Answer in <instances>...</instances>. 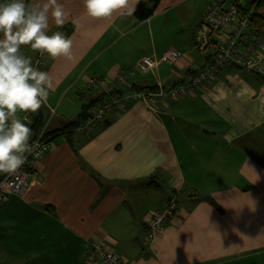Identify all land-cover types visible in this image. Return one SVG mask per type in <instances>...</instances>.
<instances>
[{
	"label": "crops",
	"instance_id": "crops-1",
	"mask_svg": "<svg viewBox=\"0 0 264 264\" xmlns=\"http://www.w3.org/2000/svg\"><path fill=\"white\" fill-rule=\"evenodd\" d=\"M216 1L161 0L150 19L137 21L93 19L83 0H59L70 14L60 28L50 20L49 34L72 37L75 60L48 56L41 70L56 84L70 76L91 99L184 80L213 59L200 22ZM179 10L191 14V34L180 46L165 44L167 21ZM24 48L34 63L38 52ZM112 48L116 59L100 61ZM168 50L182 57L139 72L142 58ZM92 61L100 63L91 70ZM129 73L128 87L120 86L118 76ZM93 78L98 85L86 93ZM50 108L57 114L49 104L41 110ZM63 136L37 161L25 196L0 204V264H99L88 254L92 242L128 264H264V61L254 70L226 66L179 100L132 101L89 137ZM172 198L174 218L146 245L148 216Z\"/></svg>",
	"mask_w": 264,
	"mask_h": 264
},
{
	"label": "built area",
	"instance_id": "built-area-1",
	"mask_svg": "<svg viewBox=\"0 0 264 264\" xmlns=\"http://www.w3.org/2000/svg\"><path fill=\"white\" fill-rule=\"evenodd\" d=\"M264 0H217L214 6L205 13L200 22V30L205 35V44H211L212 40L218 42L217 50L213 54L210 63L195 74L176 83L159 82L156 87L149 90L135 91L121 96H110L100 102L91 111V118L84 125L76 128V133L81 137H89L93 130L101 125L106 116L113 112H122L132 101H142L149 106L154 102L179 100L187 97L205 84L211 77L220 73L226 66L242 67L250 70L256 69L264 61V29L258 31L252 25L256 14L264 13L260 9L264 6ZM47 54L40 55L36 66L42 68ZM182 57L181 52L168 50L159 58L152 56L142 58L137 68L140 73L147 74L155 71L163 62L173 63ZM134 73L119 75L120 86L128 87L129 78ZM98 85V80H89L85 92ZM52 109L55 111L53 112ZM49 121L56 116V109L50 108ZM20 118L29 124L32 114L23 113ZM45 130L38 134L31 144L38 147L31 154H26L27 159L15 175H6L0 182V204L9 195L24 196L29 189V176L34 170L39 159L48 154L54 147V140L45 138ZM178 210V202L170 199L162 210L152 212L147 219L145 231V244L153 245L159 239L170 220ZM88 254L93 261L99 264H128L118 254L103 247L97 242L87 245Z\"/></svg>",
	"mask_w": 264,
	"mask_h": 264
},
{
	"label": "clouds",
	"instance_id": "clouds-1",
	"mask_svg": "<svg viewBox=\"0 0 264 264\" xmlns=\"http://www.w3.org/2000/svg\"><path fill=\"white\" fill-rule=\"evenodd\" d=\"M137 2L83 0V7L90 18L111 19L131 16ZM69 14L59 0H0V174L15 175L26 154L38 147L29 143L31 129L18 113L37 112L56 88L54 77L34 65L21 49L30 47L53 60L74 61L72 37L61 31L49 34L50 20L60 28ZM72 23L80 27L76 18Z\"/></svg>",
	"mask_w": 264,
	"mask_h": 264
},
{
	"label": "trees",
	"instance_id": "trees-1",
	"mask_svg": "<svg viewBox=\"0 0 264 264\" xmlns=\"http://www.w3.org/2000/svg\"><path fill=\"white\" fill-rule=\"evenodd\" d=\"M160 1L161 0H140L137 3V5L135 6V11L133 12L134 17L137 19V21H145V20L150 19L154 15V13L156 12ZM262 3L264 4V1ZM251 21H252L251 25L256 30L260 31V30L264 29V18H263V16H261V14H256L254 16L253 20H251ZM211 44H213L215 51H216L218 42L215 40H212ZM23 51H26V48H23ZM25 54H26V52H25ZM40 55L41 54L38 52V54L34 60V65L38 61ZM195 73H193V74H195ZM94 88L95 87L86 91V93H88L89 91H91ZM144 90H149V89H144ZM140 91H142V90H140ZM86 93L84 92V94H86ZM82 94L83 93H81V95ZM121 95H123V93H121V94L119 92L114 93V94L110 93L109 97L110 96L117 97V96H121ZM109 97L99 96L97 98H93V99L89 100L87 104H84L82 106L81 113L79 114V116L76 119L61 120L59 122L58 128H52L51 127L53 119H51L49 121V115H47V113H45L43 110H41V108L37 112L31 113L32 114V120L29 124H27L30 127L31 132H32V136H31L29 143L31 144L33 139L38 134H40L43 130H45V134H44L45 138L51 137V139L54 140L59 135H66L67 139H71V136L75 134L76 128L84 125V123H86L90 120L91 111L96 107V105L99 104L100 102L106 100ZM22 114L23 113H20L19 116H21ZM106 120H107V116H106V118L102 124H104L106 122ZM6 175L7 174H0V182L3 180V178ZM152 185L155 187L154 189H156L157 191H160L162 189L161 185L158 182H156L154 179H151L149 181V187H151Z\"/></svg>",
	"mask_w": 264,
	"mask_h": 264
},
{
	"label": "rangeland",
	"instance_id": "rangeland-1",
	"mask_svg": "<svg viewBox=\"0 0 264 264\" xmlns=\"http://www.w3.org/2000/svg\"><path fill=\"white\" fill-rule=\"evenodd\" d=\"M188 8L191 10L190 6ZM192 12L193 11L191 10V14H192ZM169 14L170 13H168L167 15H169ZM191 14L188 13V14L183 15L180 12V10H179V14L177 12H174L172 14L171 20H168L167 25H166L165 44L179 43V46H180L181 44L185 43V39L187 37H189L191 34L190 27L193 23L192 19H191ZM166 20L167 19H165V21ZM139 24H140L139 26L143 25V23L142 24L139 23ZM144 28H147V25ZM195 28H196V26H195ZM157 40H158V38H157ZM178 40H179V42H178ZM113 49L114 48H112L110 50L107 49V50L103 51V53H102L103 55L100 54L102 56L100 61L102 59L108 57L112 53H113V56L115 58L116 49L115 50H113ZM100 61L96 62L93 66H92V64L94 63V61H92L88 68L91 70L94 69L100 63ZM67 76L68 75H66V77ZM65 79H67V82H65ZM65 79H64V82L56 84L55 91H53L55 93L51 92L49 95V98H48V104L53 106V107H57V114H56V116L53 117V122L51 124L52 128H54L55 124L56 125L59 124V122L63 119L73 120L76 117H78V115L81 113L82 106L84 104H87L88 101L93 97L92 93L90 95L86 96L85 98L82 95L80 96L79 90H80L81 85H79L78 83L72 84V82H69V81H71L70 76H68ZM62 88H63V91H64V89H66V90L64 92H62V94L60 96H58V92ZM47 115L50 116V113ZM59 140H64V136L63 135L57 136L54 139V143L57 144V142ZM24 196H22V197H24Z\"/></svg>",
	"mask_w": 264,
	"mask_h": 264
},
{
	"label": "bare ground",
	"instance_id": "bare-ground-1",
	"mask_svg": "<svg viewBox=\"0 0 264 264\" xmlns=\"http://www.w3.org/2000/svg\"><path fill=\"white\" fill-rule=\"evenodd\" d=\"M75 133H76V131H75ZM77 134V133H76Z\"/></svg>",
	"mask_w": 264,
	"mask_h": 264
}]
</instances>
